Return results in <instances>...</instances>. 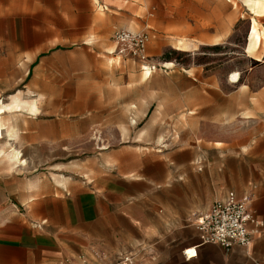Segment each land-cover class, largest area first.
Instances as JSON below:
<instances>
[{"label":"rangeland","instance_id":"374dc122","mask_svg":"<svg viewBox=\"0 0 264 264\" xmlns=\"http://www.w3.org/2000/svg\"><path fill=\"white\" fill-rule=\"evenodd\" d=\"M245 1L0 0V181L26 201L126 174L197 191L194 177L203 190L213 176L250 195L264 51L246 45L264 16ZM120 30L148 36L145 58ZM156 250L180 264L174 243ZM140 251L133 264H163ZM187 252L185 264H256L246 249Z\"/></svg>","mask_w":264,"mask_h":264},{"label":"crops","instance_id":"0c3cea01","mask_svg":"<svg viewBox=\"0 0 264 264\" xmlns=\"http://www.w3.org/2000/svg\"><path fill=\"white\" fill-rule=\"evenodd\" d=\"M263 98V94L256 96L258 128L253 145L245 148L246 155L252 150L255 158L256 177L247 190L252 191L251 208L257 225L251 227L250 247L225 250L246 249L252 252L256 264H264ZM127 176L106 177L90 188H74L60 197L46 194L27 201L20 192L9 190L4 180L0 181V264H59L81 258L87 264H114L131 250L152 254L153 260L164 264L167 259L162 260L156 249L168 242L175 244L173 260L188 263L183 252L187 250L192 255L198 245L192 216L206 211L224 196L225 182L212 176L202 190L203 178L194 177L197 191L183 177L174 183L165 177L156 189L146 181ZM208 246L214 245L195 250L200 254ZM203 257L200 254L199 258Z\"/></svg>","mask_w":264,"mask_h":264},{"label":"built area","instance_id":"2783aa9c","mask_svg":"<svg viewBox=\"0 0 264 264\" xmlns=\"http://www.w3.org/2000/svg\"><path fill=\"white\" fill-rule=\"evenodd\" d=\"M114 39L119 45L129 44L136 47L138 55L145 58L147 35H135L120 30L114 34ZM251 203L250 195L238 196L234 191H227L206 211L193 215L191 224L198 232V245L195 249L203 245H214L224 250L250 247L253 240L251 227L257 225L250 208ZM135 258L134 252L128 251L120 255L114 264H133ZM59 264H87V262L81 258L78 262L65 260Z\"/></svg>","mask_w":264,"mask_h":264},{"label":"bare ground","instance_id":"6f19581e","mask_svg":"<svg viewBox=\"0 0 264 264\" xmlns=\"http://www.w3.org/2000/svg\"><path fill=\"white\" fill-rule=\"evenodd\" d=\"M245 2L247 4L251 14H253L256 17L264 16V0H246ZM257 26H258V24H257L256 20H254L252 18L251 19V30L248 31L249 36H248L247 46H246L247 52L251 53V54L256 52L259 47H262L264 50V26H263V30H259V28ZM145 73L147 74L148 71H146ZM238 78H239L238 74L234 73L230 76V82L235 83L238 80ZM28 105L30 106V108L32 110L35 109L34 102L31 104H28ZM15 106H16V108L18 107V105H15ZM6 108L8 109L9 107H5V108L1 107L0 110L6 109ZM1 135H2V129L0 128V139H1ZM8 162L9 163L18 162V153L13 152L11 154L10 158H8Z\"/></svg>","mask_w":264,"mask_h":264},{"label":"trees","instance_id":"16d2710c","mask_svg":"<svg viewBox=\"0 0 264 264\" xmlns=\"http://www.w3.org/2000/svg\"><path fill=\"white\" fill-rule=\"evenodd\" d=\"M238 80H239V78H238ZM238 80H237L235 83H237V82H238Z\"/></svg>","mask_w":264,"mask_h":264}]
</instances>
